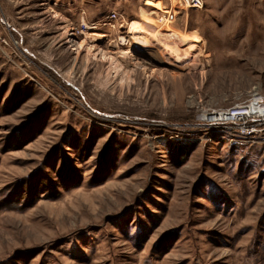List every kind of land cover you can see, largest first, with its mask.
I'll list each match as a JSON object with an SVG mask.
<instances>
[{
    "label": "rangeland",
    "instance_id": "rangeland-1",
    "mask_svg": "<svg viewBox=\"0 0 264 264\" xmlns=\"http://www.w3.org/2000/svg\"><path fill=\"white\" fill-rule=\"evenodd\" d=\"M202 2L0 0V264H264V141L201 120L264 98V0Z\"/></svg>",
    "mask_w": 264,
    "mask_h": 264
},
{
    "label": "built area",
    "instance_id": "built-area-1",
    "mask_svg": "<svg viewBox=\"0 0 264 264\" xmlns=\"http://www.w3.org/2000/svg\"><path fill=\"white\" fill-rule=\"evenodd\" d=\"M180 3L185 9H201L203 6L202 0H180ZM212 113L217 116L214 124L219 128L233 129L235 135L243 140L264 141L263 97L254 94L251 99L242 104Z\"/></svg>",
    "mask_w": 264,
    "mask_h": 264
},
{
    "label": "bare ground",
    "instance_id": "bare-ground-1",
    "mask_svg": "<svg viewBox=\"0 0 264 264\" xmlns=\"http://www.w3.org/2000/svg\"><path fill=\"white\" fill-rule=\"evenodd\" d=\"M179 1V0H178ZM127 27H129V31H130V36L131 38L133 39V41H135L136 43H138V45L142 46V47H151L152 44H154L156 41L157 42H160V35L158 33H160V31L152 28V26H150V21H145L144 23H137V22H133L131 24L128 23ZM156 27V26H155ZM162 29V28H161ZM73 35V34H72ZM97 37V36H96ZM163 36H161L162 38ZM165 39V37H164ZM164 39L162 41H164ZM121 41H125L123 39H121ZM161 41V42H162ZM167 41V40H166ZM164 41L165 43H168ZM170 41L173 42L172 38H170ZM127 42V41H126ZM177 42V41H175ZM174 42V43H175ZM125 43V42H124ZM83 43L80 44V47ZM159 44V43H158ZM160 44H164V43H160ZM170 44V43H169ZM157 45V44H155ZM174 45V44H173ZM178 45V44H177ZM167 46V45H165ZM172 46V45H171ZM176 46V44H175ZM168 49V48H167ZM95 51V50H94ZM130 54L129 51H125V52H121V55H123V58L124 56ZM94 56V55H92ZM132 56V54L130 55ZM168 58V57H167ZM171 58V57H170ZM169 58V59H170ZM178 58V57H177ZM111 59V65L113 64L114 65V70L118 68V65H115V63L117 64V59H113V58H110ZM175 59V58H174ZM170 63V62H169ZM120 64V63H118ZM190 64V63H189ZM120 66V65H119ZM195 66V65H194ZM186 67V66H185ZM117 72V70H116ZM213 115L210 116L208 114V116H204L206 117L205 119H201V120H204V121H208V122H214L215 119L217 118V116H215L214 113H212ZM208 117V118H207Z\"/></svg>",
    "mask_w": 264,
    "mask_h": 264
}]
</instances>
